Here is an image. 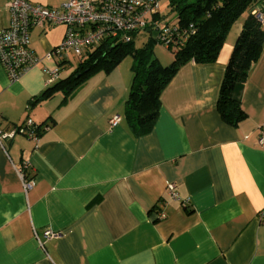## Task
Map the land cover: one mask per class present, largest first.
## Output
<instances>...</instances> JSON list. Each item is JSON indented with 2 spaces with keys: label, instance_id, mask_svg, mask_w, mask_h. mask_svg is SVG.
Masks as SVG:
<instances>
[{
  "label": "crops",
  "instance_id": "0c3cea01",
  "mask_svg": "<svg viewBox=\"0 0 264 264\" xmlns=\"http://www.w3.org/2000/svg\"><path fill=\"white\" fill-rule=\"evenodd\" d=\"M263 2L231 25L215 62L189 60L178 69L160 94L152 129L141 136L123 114L132 80L127 56L64 102L56 92L31 105L45 89L42 66L56 61L15 80L0 62V130L26 119L40 125L37 141L14 133L0 144V264H264V148L257 144L264 131V43L245 81L233 86L245 118L233 126L217 109L242 22ZM8 21L0 0V28ZM63 34L62 25L34 27L29 46L44 55ZM66 67L58 80L72 72L63 76ZM113 114L120 121L111 125ZM19 169L34 181L27 191ZM45 229L57 236L41 247L35 234L41 238Z\"/></svg>",
  "mask_w": 264,
  "mask_h": 264
},
{
  "label": "trees",
  "instance_id": "16d2710c",
  "mask_svg": "<svg viewBox=\"0 0 264 264\" xmlns=\"http://www.w3.org/2000/svg\"><path fill=\"white\" fill-rule=\"evenodd\" d=\"M256 0H168L170 11L176 14L175 25L185 39L176 49L167 45L173 54L168 64H162L151 52L152 41L142 47L130 42L114 45L103 43L79 61L73 71L36 95L29 104L63 93L64 102L90 76L98 71L108 72L124 57L132 58V80L124 102V119L135 136L147 134L153 127L160 107V94L178 69L193 60L198 64L216 61L231 25ZM151 34V33H149ZM154 42H161L152 36ZM264 43V30L252 12H248L235 40L217 98V109L223 121L236 126L245 118L239 102L233 98V86L247 78L249 68L259 57ZM22 123L18 124L21 125ZM40 126V125H39Z\"/></svg>",
  "mask_w": 264,
  "mask_h": 264
},
{
  "label": "built area",
  "instance_id": "2783aa9c",
  "mask_svg": "<svg viewBox=\"0 0 264 264\" xmlns=\"http://www.w3.org/2000/svg\"><path fill=\"white\" fill-rule=\"evenodd\" d=\"M161 0H61L59 5L50 7L28 0H6L9 21L6 27L0 28V62L11 80L17 79L24 72L35 68L43 62L55 60L56 65L42 66L45 75L44 86L49 87L60 77L61 71L68 65L67 55L73 54L79 61L87 58L88 53L103 43L114 45L117 42H130L134 35L141 32L154 31L159 43L167 48L172 45L176 49L185 39L179 36L175 24L161 26L159 4ZM255 18L262 23L264 19V2L252 10ZM54 25L64 26L61 41L48 50L44 55H37L29 46V33L32 28H46ZM120 121L118 114L109 118L114 125ZM264 127V122L262 124ZM30 119L21 125H16L9 132L0 130V144L3 138L11 137L14 133H22L37 141V130ZM47 128V126H43ZM257 144L264 148V131L257 137ZM24 191L34 183L23 170H18ZM168 194L177 198L174 183L166 186ZM163 217L162 212L156 213ZM57 234L45 229L41 238L35 234L38 244L56 237Z\"/></svg>",
  "mask_w": 264,
  "mask_h": 264
},
{
  "label": "rangeland",
  "instance_id": "374dc122",
  "mask_svg": "<svg viewBox=\"0 0 264 264\" xmlns=\"http://www.w3.org/2000/svg\"><path fill=\"white\" fill-rule=\"evenodd\" d=\"M168 0H163L160 3V15H161V26L166 25H172L175 24V17L176 14L172 11H170L169 7L167 6ZM155 32L153 31L152 34H149L148 32H141L140 34H136L133 36V46L135 47H142L146 42L148 41H152V45H151V52L153 54V56L159 58L160 56L164 55L166 56L169 61H162L163 64H168L173 57V54L165 47L164 44L159 43V42H154L153 40H151L152 36H155ZM66 59L68 60V65H67V69L66 72L63 73V76H65L68 71H73V69L77 66V64L79 63V59L78 57H76L73 54H69L67 55ZM126 59H132L131 56H127Z\"/></svg>",
  "mask_w": 264,
  "mask_h": 264
}]
</instances>
